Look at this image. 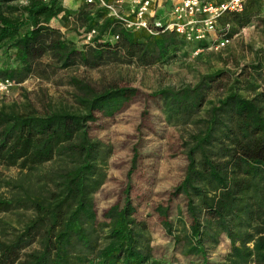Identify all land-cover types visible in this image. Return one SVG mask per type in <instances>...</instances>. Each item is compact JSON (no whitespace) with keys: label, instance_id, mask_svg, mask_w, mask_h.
<instances>
[{"label":"trees","instance_id":"16d2710c","mask_svg":"<svg viewBox=\"0 0 264 264\" xmlns=\"http://www.w3.org/2000/svg\"><path fill=\"white\" fill-rule=\"evenodd\" d=\"M20 1L0 0V80L14 84L33 74L43 56L58 69H95L107 60L152 66L167 63L189 45L171 32L150 37L126 31L102 9L80 6L69 12L60 0ZM260 9L259 0H247L239 13L223 14L218 25H227L224 37L264 24ZM72 18L85 32L94 30L90 44L78 48L49 27L52 20L66 23ZM112 36L117 40L111 41ZM261 55L234 73L217 70L193 85L148 95L159 103L169 125L194 126L182 143V177L168 199L181 197L187 222L177 232L168 206L153 208L187 264H264V51ZM70 84L78 92L74 101L80 111L38 115L0 109V166L33 175L42 164L58 162L55 169L37 175L45 181L38 191L0 180V187L11 191L8 197L0 194V213L31 212L19 229L0 222V264H166L154 257L146 219L131 199L130 176L138 159L134 148L117 201L100 220L93 209L92 195L101 185V165L110 149L90 139L88 129L96 115L111 118L119 113L136 89L95 90L74 78ZM216 86L224 95L208 102L203 117L193 118ZM222 237L226 252L216 261L209 259V249Z\"/></svg>","mask_w":264,"mask_h":264},{"label":"rangeland","instance_id":"374dc122","mask_svg":"<svg viewBox=\"0 0 264 264\" xmlns=\"http://www.w3.org/2000/svg\"><path fill=\"white\" fill-rule=\"evenodd\" d=\"M62 5L69 12L78 9L75 0H65ZM49 27L74 46L80 48L85 45L81 36L85 33L84 27L73 18L66 23L52 20ZM191 48V45H187L167 63L152 66L107 60L95 69L80 66L58 69L47 56H43L33 74L20 84H14L7 93L0 94V109L42 115L60 109L80 111L74 101L78 92L70 84L72 78L87 83L95 90L108 86L136 89L137 94L119 113L111 118L96 115L94 125L88 129L90 139L98 140L110 149L101 165V185L92 195L93 209L100 220L102 212L117 201L134 148L138 159L130 176L131 199L137 205L141 217L146 219L148 242L154 257L166 264H187L189 260L179 254V248L164 233L153 208L168 206L169 220L177 232L182 224H186L181 197L168 199L169 193L182 177L185 166L182 143L186 141V135L194 131V126L169 125L164 120L159 103L148 95L161 88L176 89L193 85L199 77L217 70L234 73L240 66L256 62L264 51V24L241 29L219 52H201L193 58L190 56ZM223 95L221 86H216L207 95V103L202 110L193 118L203 117L208 102H215ZM57 164V161L44 163L33 175H25L14 167L0 166V180L21 182L38 191L45 181L38 179L37 175L46 174L55 169ZM46 188H50V185ZM10 193L9 189L0 187L3 196L8 197ZM29 217L30 211L0 213V222L6 223L11 229H19ZM226 247L227 241L222 237L218 246L209 249L208 258L218 260L226 252ZM34 248L35 245H32L28 250Z\"/></svg>","mask_w":264,"mask_h":264},{"label":"built area","instance_id":"2783aa9c","mask_svg":"<svg viewBox=\"0 0 264 264\" xmlns=\"http://www.w3.org/2000/svg\"><path fill=\"white\" fill-rule=\"evenodd\" d=\"M47 2L48 0H41ZM65 0H60L61 6ZM73 1V0H72ZM84 9H102L106 16L116 21L129 32L142 31L155 37L158 33H174L189 45L204 43L203 47H192L190 56L201 52H219L231 41L224 37L225 27L218 19L225 13H239L247 0H75ZM259 18L264 19V0H259ZM21 4L25 0L20 1ZM65 9V8H64ZM66 10V9H65ZM252 26V24L250 25ZM84 44H90L94 30L81 35ZM117 40V36L110 37ZM14 85L7 79L0 80V94H5Z\"/></svg>","mask_w":264,"mask_h":264}]
</instances>
